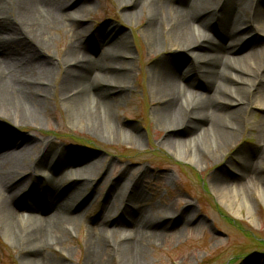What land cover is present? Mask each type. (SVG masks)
Returning a JSON list of instances; mask_svg holds the SVG:
<instances>
[{"label":"bare ground","instance_id":"1","mask_svg":"<svg viewBox=\"0 0 264 264\" xmlns=\"http://www.w3.org/2000/svg\"><path fill=\"white\" fill-rule=\"evenodd\" d=\"M70 1L0 0V32L7 35V41L0 39V113L37 127L59 80L70 116L87 121L95 134L116 137L125 132L130 141L140 143V135L118 125L114 112L131 90L128 39L114 27L99 29L94 41L103 48L93 60L87 54L88 41H82L84 33L73 27L81 8L71 12ZM117 1L130 7L125 20L147 8L144 35L150 52L159 55L166 46L175 52L159 56L149 69L154 118L167 131L164 145H183L180 157L198 165L225 151L249 124L254 102L264 107V60L253 48L264 36V0ZM62 29L69 39L61 72L60 63L43 55L54 41L53 33ZM181 53L186 58L177 59ZM186 62L190 69L185 72ZM254 125L259 148L248 157L250 151L239 154L237 185L221 170L211 180L222 203L233 211L245 209L248 215L252 208L241 192L264 199V116ZM36 152L40 156L32 161ZM71 153L51 141L33 143L0 127V220L12 238L16 225V242L26 248L29 264H62L46 256L47 242H63L68 228L79 224L74 210L88 205L94 180L102 178L98 163L70 158ZM126 171L114 183L110 204L100 210L97 227L88 230L85 264H106L110 255L124 264H146L145 246L151 240L168 232L183 234L197 221L192 206L178 212L172 206L147 210L142 190L147 172L125 180ZM18 200L24 201V212L16 209Z\"/></svg>","mask_w":264,"mask_h":264},{"label":"rangeland","instance_id":"2","mask_svg":"<svg viewBox=\"0 0 264 264\" xmlns=\"http://www.w3.org/2000/svg\"><path fill=\"white\" fill-rule=\"evenodd\" d=\"M83 3L85 5L81 6ZM70 5L73 9L71 12L81 8L73 27L77 32L84 33L86 39L82 37V41L86 44L88 41L90 52L87 54L93 60L98 58L103 48L94 41L99 29L111 26L116 29V34L127 37L132 56L129 60L133 64V74L128 84L131 90L119 101L114 112L118 125L136 132L135 135L141 136V142L130 141L125 132L116 137L108 132L95 134L87 121L70 116L62 103L59 80L54 82L37 127L18 124L0 113V127L33 139V143L51 141L55 146L71 151L70 158H84V163H98L102 178L94 180L92 199L88 205H77L74 210V215L80 219L79 224L68 228L71 231L65 234L63 242H47L46 256L62 264H85L88 230L97 227L100 210L110 204L114 183L120 182V175L127 169L123 176L125 180L147 172L142 185L143 205L147 210L172 206L178 212L192 206L191 213L197 220L183 234L168 232L164 237L151 240L145 246L146 264H264V199L242 191L252 212L248 215L245 209L233 211L217 198L211 184L214 175L221 170L229 176L232 184L237 185L241 170L239 154L247 155L250 151L248 157L259 148L258 128L254 123L262 120L264 107L254 102L248 117L249 124L242 127L237 141L225 151H217L212 159L208 158L200 165L183 159L180 155L184 153V146L178 145L172 149L165 146L167 131L161 129L154 118L155 97L152 95L149 69L159 56L171 57L175 52L168 46L159 55L150 52L144 35L148 22L147 8L125 20L122 17L131 12L130 7L120 6L117 0H71ZM89 30L91 33H86ZM53 35L54 41L43 58L53 57L55 62L60 63L62 72L63 52L69 34L62 29ZM261 38L262 42L253 48L257 49L263 61L264 36ZM0 39L7 41V35L0 32ZM184 57L185 54H177V59ZM189 66L188 62L184 64L185 72L187 68L190 69ZM182 136L188 137L189 134L183 133ZM39 156V152H36L32 161ZM30 162L28 160L27 163L31 165ZM17 189L12 191L18 192ZM16 205L20 212L25 211L24 201L18 200ZM12 230L15 240L8 235L0 220V264H29L25 256L26 248L16 242V225ZM111 256L106 264H124L118 256Z\"/></svg>","mask_w":264,"mask_h":264}]
</instances>
